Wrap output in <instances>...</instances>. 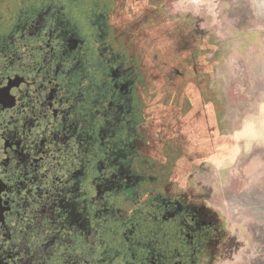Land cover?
I'll return each instance as SVG.
<instances>
[{
  "label": "flooded vegetation",
  "instance_id": "af4514ba",
  "mask_svg": "<svg viewBox=\"0 0 264 264\" xmlns=\"http://www.w3.org/2000/svg\"><path fill=\"white\" fill-rule=\"evenodd\" d=\"M116 2L0 0V264L220 259L226 221L188 193L200 165H217L198 161L199 120L184 147V110L170 127L142 98L144 74H156V99L179 94L178 111L187 87L207 82L227 138L215 65L200 46L166 77L160 59L178 26L155 22L161 4Z\"/></svg>",
  "mask_w": 264,
  "mask_h": 264
},
{
  "label": "rangeland",
  "instance_id": "374dc122",
  "mask_svg": "<svg viewBox=\"0 0 264 264\" xmlns=\"http://www.w3.org/2000/svg\"><path fill=\"white\" fill-rule=\"evenodd\" d=\"M146 1L167 13L155 22L178 26L160 59L166 77L179 74L195 48L218 47L205 60L215 65L211 86L224 105L223 135H245L221 165L202 164L190 175L188 193L226 221L217 264H264V0ZM111 6L122 7L118 0Z\"/></svg>",
  "mask_w": 264,
  "mask_h": 264
},
{
  "label": "trees",
  "instance_id": "16d2710c",
  "mask_svg": "<svg viewBox=\"0 0 264 264\" xmlns=\"http://www.w3.org/2000/svg\"><path fill=\"white\" fill-rule=\"evenodd\" d=\"M207 47L204 48V53L211 52L212 50L216 49L217 47L214 45L211 47L210 44ZM197 57V56H195ZM146 77L154 76L156 74H144ZM145 78V88L142 93V98L148 100L150 102V105L152 106L151 109L158 110V109H166L167 112H165L166 117L169 118V126L172 127L176 125L174 122L175 113H178L182 110H184V116L181 117V123L180 126L183 128L182 131L178 132L176 136L180 138L182 144L185 147L186 142L188 141V138H193V132H191L190 127L194 123L195 120H199L197 127L201 130V133L199 134V137L201 136V151H199V157L198 161L203 160H212L215 164H220L225 160V156H228L229 153L232 152L234 154L236 152V143L239 141V139L243 138L245 134L237 135V138L234 140V138L228 139V138H222L221 137V131L223 129L221 125V103L219 100L211 99L207 86L209 84L206 82L203 84L202 89L199 93H196L194 91V88L187 87V89L184 91V99L182 103L181 110L178 111L177 108L179 105L178 103V97L179 94L174 97L170 95L169 99H156L157 94L152 92L149 94V90L151 88L150 79ZM202 79V82L204 81V74L200 76ZM207 105V107H206ZM184 107V108H183ZM154 127L161 126L160 123L156 120V123L153 124ZM210 135H213L215 138L214 143L208 142V137ZM157 137L160 140H165V142L168 140V137H164V133L157 134ZM169 137L171 139V136L169 134ZM164 142V143H165ZM213 144V145H212ZM206 146V147H205ZM231 158H233L231 156Z\"/></svg>",
  "mask_w": 264,
  "mask_h": 264
}]
</instances>
